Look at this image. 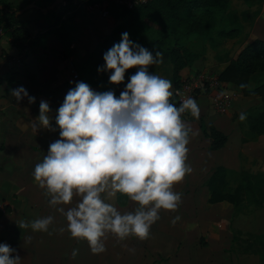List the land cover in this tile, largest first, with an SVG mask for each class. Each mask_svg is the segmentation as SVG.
I'll use <instances>...</instances> for the list:
<instances>
[{
  "label": "clouds",
  "instance_id": "9594fccd",
  "mask_svg": "<svg viewBox=\"0 0 264 264\" xmlns=\"http://www.w3.org/2000/svg\"><path fill=\"white\" fill-rule=\"evenodd\" d=\"M104 61L99 71H108L112 84L124 82L129 69L137 71L119 98L113 91L96 92L82 81L76 83L55 117L60 139L49 145L33 172L35 182L50 197V206L66 218L67 227L59 232L67 230L73 239L86 240L93 254L106 251L108 234L121 242L132 237L148 239L161 210H178L182 193L174 191V186L193 171L187 164L188 145L198 135L182 116L200 118L194 98L183 99L177 107L171 102V81L149 71L150 66L163 62L159 50L153 55L125 32L104 54ZM12 95L17 101L27 97L35 103L23 87L12 90ZM50 111L48 102L41 101L34 131L38 126L55 130ZM238 118L244 122L247 114L240 112ZM117 194L134 202V211L122 214L107 202ZM180 219L175 216L171 222L175 225ZM53 221L49 215L16 223L21 230L51 235ZM15 252L10 245L0 244V264H21ZM77 255L74 249L72 258Z\"/></svg>",
  "mask_w": 264,
  "mask_h": 264
},
{
  "label": "crops",
  "instance_id": "0c3cea01",
  "mask_svg": "<svg viewBox=\"0 0 264 264\" xmlns=\"http://www.w3.org/2000/svg\"><path fill=\"white\" fill-rule=\"evenodd\" d=\"M39 10L40 9L33 8L20 16L31 35L30 40L24 45H21L13 37L11 29L4 30V35L0 38V145H7L6 151L4 150L3 152L7 153V151H9L8 153H10V155H4V157L0 159V169L2 166L6 167L5 171L9 175V177L0 176V195H3L1 192H5L4 194L7 195L13 192V201L10 203L13 205V214L17 213L16 207L37 208L40 213L37 209V211L33 210L34 213L38 214L37 216L42 215V217H47L49 215H56L53 216V224H64L66 223L65 216L50 206V197L46 196L45 190L41 189L37 182H35L33 176L34 168L37 163L42 162L44 156L48 152L49 145L57 139H60V129L55 122V117L68 91L73 89L76 83L81 81L88 84L94 91H97V88L103 84L97 82L90 83L89 77L86 76L84 72H82V74L79 73L75 66V56L73 55L65 60H59V66L52 71L48 69L50 72L48 74L45 71L46 66H43V70L41 72L39 71L42 78H33L26 72L25 69L27 67H31L36 61H39L37 55L43 56L44 58V56L46 57L48 54L42 52H49V48H43L41 43H39V36L42 33H47V29H49V27H46L47 29L43 27L45 26L46 19L39 15ZM230 10H232L231 7L227 11V20H225V22L228 23L230 21L236 26L232 28H238L240 26L246 30V25L241 22L237 13L238 11L232 14ZM247 10L251 14L250 34L246 39H243L244 41L241 46L237 48L236 53L228 54V52L224 50V48L226 49L232 46L235 42L230 41V38L226 37L222 46L224 50L222 53L223 55H221L222 57L217 54L214 55V53L212 54L213 56L210 53L203 55L201 58L197 59L192 66L186 67L180 72L181 79L191 76L200 70H211V72L214 71L215 73H213L218 76L228 62L236 57L247 43L254 39H262L264 41V0L252 6H247ZM230 17H233V20H229ZM32 23L35 24L34 27L36 28L30 26ZM32 40H34V42ZM232 40H238V37H235V39L232 38ZM54 43H56V41ZM19 45L23 47V55L17 54L18 52L16 50ZM52 46L55 47V45ZM13 48H15V50H13ZM29 48L36 50L34 53L35 55L29 56L28 53H26V55L24 54L25 51L28 52ZM81 52L82 51L79 50L77 59H81ZM18 56H20L21 59L19 61H13V59ZM46 61L47 58H44L42 64ZM13 62H18L19 65L17 66L19 68L13 70ZM169 64L171 66L170 81L173 89V72L170 61ZM80 67L82 68V66ZM13 71L16 75H14ZM149 71L157 75L159 65L150 66ZM68 72H70V78L67 74ZM79 76L80 79H77ZM263 81L264 73L255 74L251 79L250 87H255ZM122 85L123 82L118 85L106 82L108 91H113L110 90V88H114L115 91L113 92L117 98H119L121 92L125 90ZM227 85L228 88L230 86L236 87L229 83H227ZM19 87L25 88L29 96L35 97V103H29L27 97L17 101L12 95V90ZM195 100L200 107V118L197 120L190 114L182 118L186 124L198 132V135L191 137L188 145L189 153L187 164L192 167L193 171L191 174L186 175L181 183L174 186V191L182 193V203L175 212L160 211V219L152 225L150 236L147 239L183 241L175 245L177 247L172 256L174 259L172 262H174V264H216L214 256H210L206 253V250L203 249H200L199 252L191 251V246L186 241L198 240V242L201 241V243H206L210 239L218 238L221 239V241L225 240V244H234L232 243L233 235H231V239L228 237L225 222H218L217 228L211 225L212 212H214L213 208L216 206H220L216 208L217 213L224 214L228 219V223H231L235 218L240 219V214H242L247 207L253 209L257 207L260 208L264 205V197L261 194L263 189L260 192V198L263 202L261 205L244 202L241 206L235 207L234 204L227 201L210 203V193L207 185L213 171L218 166H225L228 169L229 181L233 188L240 182L241 172L243 170L252 172L256 180L259 178L258 176L264 179V172H259V170L255 171L257 163H261L264 159V134L259 135L255 139L244 141L245 130L248 128L247 121L241 122L238 118L240 112H245L247 114L251 109L263 107L264 102L261 97L245 96L238 89L232 109L228 113L222 115L215 112L208 94H200ZM41 101L48 102L50 106L51 111L49 112V116L51 118L52 129H55L54 131L39 126L37 131L33 130V124L37 122V117L40 115ZM232 111L237 116H234V114L231 113ZM202 120L207 124L213 123L228 136V141L225 146L217 150L211 149L212 141L210 137L205 135L201 127ZM245 122L246 125L244 124ZM14 194L18 195L16 196ZM38 194H40V196H38ZM116 198H118V194ZM75 202L74 198L73 204H75ZM20 203L24 204L19 205ZM29 204L31 206H29ZM119 204L125 206L127 212H129L130 205H128V201L126 203H121L119 201ZM67 207L68 206H65L66 209ZM32 216L26 217L25 221L31 222L35 219L42 218ZM175 216H180L181 219L173 225L171 221ZM19 220H22V218L15 217L10 223L12 224L10 229H7L9 221L1 226L4 227L2 232L10 233L7 238L9 241L6 244L10 245L12 248L15 246L17 249L22 248V244L30 240L31 236L26 238L25 232L28 235H32L33 233L30 228L21 230L16 223ZM162 224L168 227L167 230L158 228L159 225L162 226ZM59 229L58 227V230ZM50 230L51 226L49 227V231ZM203 238H206V240ZM252 239L255 240V242L253 241L250 245H246L244 250L240 248V250L237 251V256L239 257L237 260H233L232 262L229 258V262L225 264H264V230L256 233ZM21 241H23L22 244ZM225 247L227 248L226 245ZM225 247L223 250H225ZM228 249V254H231L232 248L230 249V247H228ZM236 249L237 248L233 250L235 251ZM246 252L249 254L248 256L244 254Z\"/></svg>",
  "mask_w": 264,
  "mask_h": 264
},
{
  "label": "rangeland",
  "instance_id": "374dc122",
  "mask_svg": "<svg viewBox=\"0 0 264 264\" xmlns=\"http://www.w3.org/2000/svg\"><path fill=\"white\" fill-rule=\"evenodd\" d=\"M24 1L25 0H14L12 2L22 5ZM62 6L63 5L57 7L56 11L60 10ZM231 9L232 10H230V13L232 14L233 12L238 11L237 13L241 22L246 25V30L240 26H237L239 29L234 28L235 30H238H236L235 34L229 38L230 41L235 42L232 46L227 47L226 49L224 48V50L227 51L228 54H235L237 48H239L243 43V39H246L250 34L249 31L251 28V14L247 10V6L243 3L242 0H232ZM119 10L120 9H115L114 7H111L110 15L108 17H102L96 12H88L86 10V5L80 4L77 9L75 18H73L72 20H66L64 28L62 29L63 35H59L54 32H49L44 34L42 33L39 36V43H41V46L43 48H49V52H42L44 54H48V56H44V58H47V61L42 64V60L44 59L43 56L37 55V59H39V61H36L33 66L27 67L25 69L26 72H28L33 78H42L40 76L41 73H39V71L41 72L43 70V66H46L45 71L48 74L50 73L49 71H52L54 68L59 66V60H65L69 56L73 55L75 56L74 63L78 72L81 74L82 72H84V74L89 77V82L92 81L90 83H94L93 80L100 76V67L98 66L97 62L99 60L98 55L100 52L101 44L104 41L105 37L109 34V32L116 25L121 24L126 18V14L123 11L121 12ZM39 15L46 19L45 26L43 27L48 28L52 22V18H50L40 10ZM226 16L227 15L225 14V20H227ZM229 20H233V17H230ZM229 22H224L222 27L227 29H232V27H236L235 25H233V23ZM30 26L36 28L34 27V23H32ZM213 34L215 37V42H208L207 39L198 40L196 50L202 51L203 55L207 53H210L212 55L214 53V55L217 54L221 56L224 52L222 46L226 37H218L217 30H214ZM235 37H238V40H232V38L235 39ZM55 41L56 43H54ZM52 45H55V47ZM13 50H15V48H13ZM79 50L82 51L81 59H77ZM16 51L18 52L17 54L23 55L22 46L19 45ZM156 51L157 49L152 50L151 52L153 53V55H155ZM35 52V49L33 50L29 48L28 52L25 51L24 54L26 55V53H28L29 56H33L35 55ZM160 52H162L163 54V62L161 64H158L159 71L157 75L170 80L171 66L169 64L168 55L161 50ZM17 65H19L18 62H13V70L19 68ZM80 66H82V68ZM136 71L137 68L135 67L128 70V74L125 76V80L122 85L123 88H126L130 77L134 75ZM213 72L214 71H212V73ZM13 73L14 75H16L14 71ZM67 74L70 78V72H68ZM77 79H80V76ZM100 82L103 85L99 86L96 92H107L108 88H106V82ZM229 89H231L234 92L235 96H237L238 89L236 87L230 86ZM110 90L115 91L114 88H110ZM231 113H233V111ZM234 116L237 115L234 114ZM244 124L246 125V122ZM247 130L248 128H246L245 130V136ZM6 146L7 145L5 144L0 145V159L4 157V155H10V153H8L9 151H7V153L3 152L4 150L6 151ZM5 169L6 167L2 166V168L0 169V176L9 177ZM256 170H259V172H264V159L261 161V163H257V168H255V171ZM262 189L263 191L261 192V194L264 197V183ZM4 193L1 192V194L3 195H0V244H6L9 241L7 238L10 233L2 232V229H4V227H1L3 224H6L7 221H9L7 229H10V226L12 225L10 223L15 219V217H21L22 220H25L26 217H31L32 215H35L32 217H42L41 214V216H37L38 214L33 212V210L37 211V208L16 207L17 213L13 214V205L10 204L13 201V192L9 193L8 195ZM14 195L17 196L18 194ZM38 196H40V194H38ZM108 201L109 203H112L114 206H116L118 211H120L122 214L127 212V208L119 204V201L122 203H126L128 201V205H130L129 211H134L136 207V204L134 202L128 199L124 201V197L122 195H120V198L118 196V198L115 197ZM21 204L24 203H20L19 205ZM29 206L31 205L29 204ZM217 207L220 206H216L215 208H213L214 212H212L211 225L214 228H217L218 222H225V225L227 226L228 237L229 239H231V235H233L232 243L234 244H225V240L221 241V239L218 238L210 239L206 243H201V241L198 242V240H190L186 242L190 244L191 251L199 252L200 249L206 250V253H208L210 256L215 257L216 264H225L226 262H229V258L232 262L233 260H237V258H239L237 256V251L240 250V248L244 250L246 245L248 246L253 243V241L255 242V240L252 239L253 236H255L256 233H259L264 230V205L260 208L257 207L253 209L247 207L243 211V213L240 214L241 218H235L231 221V223H228V219L225 217L224 214L217 213ZM50 226L51 230L49 232L52 233L51 235H49L47 232H33L32 235H28L25 232L26 238H28V236H31L30 240L24 243L23 241H21V244L23 243V247L20 249H17L15 246H13V249L16 250L13 255L18 254L21 257V264H174V262H172L174 261L172 256L174 255L177 247L175 245L183 242L178 240H175V242L171 241L170 239L140 240L134 237L121 242L118 241L112 234H108L105 239L106 251L100 254H93L86 240L73 239L67 230H65L63 233L59 232L58 227H63L66 229L67 221L64 224L55 223ZM158 228L167 230L168 227L165 224H162V226L159 225ZM203 239L206 240V238ZM225 245L227 246V248L225 247ZM224 247L225 250H223ZM228 247H230V249L232 248V253L230 252L231 254H228ZM235 248L237 249L234 251L233 249ZM74 249H78V255L75 257V259L72 258V252ZM244 254H247L246 256L249 255L247 252Z\"/></svg>",
  "mask_w": 264,
  "mask_h": 264
},
{
  "label": "trees",
  "instance_id": "16d2710c",
  "mask_svg": "<svg viewBox=\"0 0 264 264\" xmlns=\"http://www.w3.org/2000/svg\"><path fill=\"white\" fill-rule=\"evenodd\" d=\"M35 1L40 7H47L54 0H25L22 5L11 0H0V28L11 29L13 37L24 45L31 35L25 27L24 21L17 16V11L25 5ZM60 10H49L46 14L52 18L47 33L54 32L63 35V28L67 19L72 20L78 9L75 0H65ZM81 1V0H79ZM247 6H252L261 0H242ZM232 0H150L135 9H123L126 14L124 21L116 25L105 37L99 52L98 66L105 67L104 54L121 41L122 34L127 32L135 44H139L149 51L161 50L168 55L172 64V81L177 86L181 81L180 72L203 56L202 51L196 50L198 40L215 42L213 31L217 30L218 37H232L234 28L222 27L225 14L231 7ZM221 27V28H220ZM220 28V29H218ZM32 42V41H31ZM34 42V41H33ZM264 73V41L254 39L247 43L232 58L219 73L218 78L226 83L235 85L245 96H260L264 102V81L255 87L241 88V84L250 85L255 74ZM128 74L126 71L125 76ZM99 77L93 82H109L108 71H99ZM92 82V81H91ZM101 83V82H100ZM171 102L177 107L181 101L176 96ZM189 114H184L187 117ZM248 130L244 141L257 138L264 134V106L247 112ZM201 127L206 136L211 138V149L217 150L225 146L228 136L213 123L201 121ZM248 171L241 172L240 182L232 187L229 181V171L225 166H218L208 181L209 202L227 201L241 206L244 202L261 205L260 198L264 179ZM262 183V186H261ZM120 198V194H118ZM123 196V195H122ZM124 197V201L128 198ZM122 201V200H121ZM122 203V202H121Z\"/></svg>",
  "mask_w": 264,
  "mask_h": 264
},
{
  "label": "built area",
  "instance_id": "2783aa9c",
  "mask_svg": "<svg viewBox=\"0 0 264 264\" xmlns=\"http://www.w3.org/2000/svg\"><path fill=\"white\" fill-rule=\"evenodd\" d=\"M149 1L150 0H75V3H77L78 7L80 4H85L88 12H97L102 17H108L111 7L121 10L135 9ZM61 5H66V1ZM3 35L4 29L0 28V38ZM20 59L21 57L18 56L14 58L13 61H19ZM172 92L181 102L183 99L189 97L196 99L200 94H208L213 109L220 114L228 113L232 109L236 99L234 92L228 88L227 83L221 81L218 76L208 70H200L191 76L181 79L180 83L173 87Z\"/></svg>",
  "mask_w": 264,
  "mask_h": 264
},
{
  "label": "water",
  "instance_id": "95a60500",
  "mask_svg": "<svg viewBox=\"0 0 264 264\" xmlns=\"http://www.w3.org/2000/svg\"><path fill=\"white\" fill-rule=\"evenodd\" d=\"M65 0H54L50 5L47 7H40L35 1L25 5L22 9L17 11V16L23 15L25 12H27L30 9H40L44 14H47L49 10H54L57 7H59ZM0 8L2 6L0 5Z\"/></svg>",
  "mask_w": 264,
  "mask_h": 264
}]
</instances>
